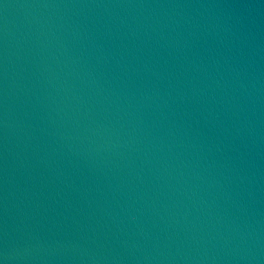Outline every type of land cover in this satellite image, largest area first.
<instances>
[{
    "label": "water",
    "instance_id": "obj_1",
    "mask_svg": "<svg viewBox=\"0 0 264 264\" xmlns=\"http://www.w3.org/2000/svg\"><path fill=\"white\" fill-rule=\"evenodd\" d=\"M0 264H264V0H0Z\"/></svg>",
    "mask_w": 264,
    "mask_h": 264
}]
</instances>
